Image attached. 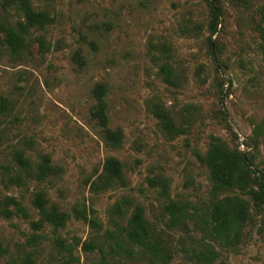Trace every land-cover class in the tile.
I'll return each mask as SVG.
<instances>
[{
    "label": "rangeland",
    "instance_id": "374dc122",
    "mask_svg": "<svg viewBox=\"0 0 264 264\" xmlns=\"http://www.w3.org/2000/svg\"><path fill=\"white\" fill-rule=\"evenodd\" d=\"M26 1L48 19L30 24L21 0H0V264H160L126 238L137 207L171 264H264V202L216 193L242 198L249 215L231 243L215 237V194L200 160L219 139L264 172V0ZM9 28L22 36L19 50L7 44ZM97 84L120 147L94 117ZM158 107L180 134L162 127ZM112 157L125 183L100 189L94 181ZM45 161L53 171L39 179ZM259 183L253 174L251 188ZM38 195L66 214L64 225L33 227L44 220ZM205 249L212 261L196 263L193 251Z\"/></svg>",
    "mask_w": 264,
    "mask_h": 264
},
{
    "label": "trees",
    "instance_id": "16d2710c",
    "mask_svg": "<svg viewBox=\"0 0 264 264\" xmlns=\"http://www.w3.org/2000/svg\"><path fill=\"white\" fill-rule=\"evenodd\" d=\"M22 9L30 24L43 23L48 19L47 15L42 12H35L29 6L26 0H21ZM213 13L218 18L220 15L219 7H212ZM7 44L14 50H19L23 47L24 42L21 34L13 29H7ZM106 87L103 84H97L94 90L96 99L94 117L97 120L98 126L101 128L102 136L107 144L117 148L120 147L123 140V132L121 129H112L109 126V116L107 114V103L104 100ZM5 107V104H3ZM156 115L160 120L162 127L172 133L180 134L173 118L167 111L157 108ZM16 159L20 167L25 171H33L32 165L22 153L16 154ZM200 160L207 165L210 170V178L212 183V191L215 194V199L212 204L210 213V232L215 237L224 238L228 243H231L232 235L239 236L248 215L249 206L245 200L240 197L221 199L216 193H222L226 190L237 189L243 193L252 196L255 199L264 202V172L252 168L253 163L249 160L247 154L243 152H235L230 150L219 139L214 141L205 156H200ZM42 165L37 172L39 179L51 174L53 167L49 166L47 162ZM258 174L259 192L251 188L252 175ZM125 177L123 174V165L116 157L109 158L103 165V170L98 178L94 181L100 189L113 188L118 184H124ZM8 204L16 207L17 213L28 216L27 209L15 197L8 198ZM125 202L116 203L114 210L122 215L124 213ZM34 205L39 209V213L44 220L34 221L32 223L35 229H41L45 223H50L54 226H62L66 220V214L57 210L56 207L50 208L48 200L44 195H38L34 199ZM175 209H178L175 207ZM6 211L8 208L6 206ZM8 213H10L8 211ZM179 222V216H175ZM94 222V220H92ZM127 240L133 244L138 245L144 249L151 250L160 258V264H171V254L161 246L160 236L156 234L151 224L144 216L143 209L137 207L133 215L129 218L125 227ZM85 246L90 247L88 243ZM193 256L196 263L201 261H212L213 251L205 249L202 251H193ZM10 264H36L33 258L28 257L23 262H12ZM68 264H70L68 262ZM106 264V263H104Z\"/></svg>",
    "mask_w": 264,
    "mask_h": 264
}]
</instances>
